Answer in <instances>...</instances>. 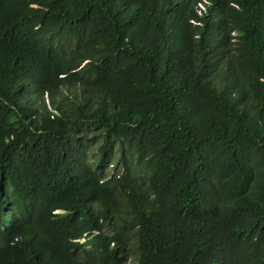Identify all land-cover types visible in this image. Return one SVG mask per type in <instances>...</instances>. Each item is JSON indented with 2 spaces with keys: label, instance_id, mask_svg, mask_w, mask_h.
<instances>
[{
  "label": "trees",
  "instance_id": "16d2710c",
  "mask_svg": "<svg viewBox=\"0 0 264 264\" xmlns=\"http://www.w3.org/2000/svg\"><path fill=\"white\" fill-rule=\"evenodd\" d=\"M0 264H264V0H0Z\"/></svg>",
  "mask_w": 264,
  "mask_h": 264
},
{
  "label": "rangeland",
  "instance_id": "374dc122",
  "mask_svg": "<svg viewBox=\"0 0 264 264\" xmlns=\"http://www.w3.org/2000/svg\"><path fill=\"white\" fill-rule=\"evenodd\" d=\"M46 102H47L48 106L51 107L49 99H46ZM110 173H111V170H109V174ZM112 245H113V243H112Z\"/></svg>",
  "mask_w": 264,
  "mask_h": 264
},
{
  "label": "clouds",
  "instance_id": "9594fccd",
  "mask_svg": "<svg viewBox=\"0 0 264 264\" xmlns=\"http://www.w3.org/2000/svg\"><path fill=\"white\" fill-rule=\"evenodd\" d=\"M46 99H49L47 95L45 96ZM55 212H61V210H56Z\"/></svg>",
  "mask_w": 264,
  "mask_h": 264
}]
</instances>
